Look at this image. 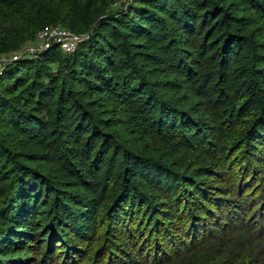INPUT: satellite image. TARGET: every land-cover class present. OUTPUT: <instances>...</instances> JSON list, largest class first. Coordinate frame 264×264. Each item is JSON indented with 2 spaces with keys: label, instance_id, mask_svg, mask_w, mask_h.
I'll return each instance as SVG.
<instances>
[{
  "label": "trees",
  "instance_id": "16d2710c",
  "mask_svg": "<svg viewBox=\"0 0 264 264\" xmlns=\"http://www.w3.org/2000/svg\"><path fill=\"white\" fill-rule=\"evenodd\" d=\"M44 26L86 37L1 70L0 264H68L57 243L104 218L111 244L134 212L154 226L131 264H264V196L241 202L264 164V0H0V55ZM226 172L235 199L208 191Z\"/></svg>",
  "mask_w": 264,
  "mask_h": 264
},
{
  "label": "rangeland",
  "instance_id": "374dc122",
  "mask_svg": "<svg viewBox=\"0 0 264 264\" xmlns=\"http://www.w3.org/2000/svg\"><path fill=\"white\" fill-rule=\"evenodd\" d=\"M238 160V159H237ZM239 161V160H238ZM234 162L232 164V168L236 167L238 163L242 164V161L240 162ZM244 162V161H243ZM256 169L254 168L253 176L251 177V184H248V192L243 195L241 198V202L249 201V198H254L258 196L260 192H262L264 196V164H258L256 163ZM239 166V165H238ZM235 169L229 171L233 172ZM229 172H226V176L222 175V178L220 180L214 181V180H206V183L211 186V188L208 190L209 192L212 191L213 195L218 192L217 197L221 198H234L235 196L233 194V191L229 189V178L228 175ZM248 178V177H247ZM250 180V178H248ZM209 194V193H208ZM251 194V195H250ZM216 196V195H215ZM237 198V197H236ZM208 197L204 196L203 202H208ZM200 201V200H199ZM253 200L251 199L248 202V206H253ZM220 207V206H219ZM219 210H215L216 214L219 213L221 219H217L218 221L216 224L221 225L222 223H226V217L229 215V213H226L225 209L226 207L222 205ZM256 209L252 210V212H248L246 215V220H249V214L250 216L253 215V212ZM236 211V209H232L231 212ZM256 214V211L254 212ZM154 214L151 213V224L148 225V219L150 218V214L140 216L137 213H132L129 217V220L126 221V223H121L122 227L119 231L115 233V235L111 236L113 237L111 239V244L109 243L108 239H110V236L106 235V231L104 226H106V220L101 218V224L100 226H96V232L93 234L85 235V240L78 241V240H72V243L63 242L61 241L60 244H56L57 246L55 250V257H59L58 252L64 255L62 256L64 259L67 260L68 264H99V261L102 260L100 264H131L135 261L140 260H146L150 261L151 253L152 251L149 250V242L148 240H145L146 249L142 252H136L133 248H137L138 244L144 241V239H147V233L149 234V230H152L153 223H154ZM252 217V216H251ZM254 219H259L257 215L253 216ZM169 222L174 223L175 225L181 226L184 222L183 220H174L170 219ZM98 227V228H97ZM171 231H173V228H170ZM104 231V232H102ZM141 234V235H140ZM140 235V236H139ZM155 235L159 238L158 232H155ZM118 238H122V240H119ZM141 241V242H140ZM162 241V237H161ZM71 244H74L75 247L72 248ZM163 244V241H162ZM29 245H32V242H29ZM60 246V247H59ZM99 246L104 247V253H101L99 250ZM137 246V247H136ZM167 246L165 245V248ZM62 248V249H61ZM133 250V251H131ZM34 249L32 248L31 252H33ZM46 251V246L43 247L40 251V255L36 257V260L41 259V255L44 256V252ZM45 259V260H44ZM51 262V259L43 258V264H48ZM57 264H60L59 261H56Z\"/></svg>",
  "mask_w": 264,
  "mask_h": 264
},
{
  "label": "built area",
  "instance_id": "2783aa9c",
  "mask_svg": "<svg viewBox=\"0 0 264 264\" xmlns=\"http://www.w3.org/2000/svg\"><path fill=\"white\" fill-rule=\"evenodd\" d=\"M85 37V35L71 33L59 26H44L35 33L33 41L23 46L17 53L0 55V73L6 64L17 61L23 56L32 57L36 53L47 50L51 45H56L63 53H70Z\"/></svg>",
  "mask_w": 264,
  "mask_h": 264
}]
</instances>
